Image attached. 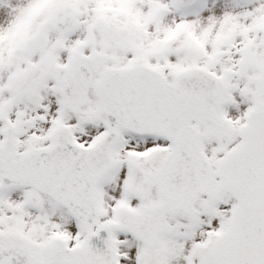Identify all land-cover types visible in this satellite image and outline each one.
I'll return each mask as SVG.
<instances>
[{"label": "snow or ice", "instance_id": "obj_1", "mask_svg": "<svg viewBox=\"0 0 264 264\" xmlns=\"http://www.w3.org/2000/svg\"><path fill=\"white\" fill-rule=\"evenodd\" d=\"M0 264H264V0H0Z\"/></svg>", "mask_w": 264, "mask_h": 264}]
</instances>
